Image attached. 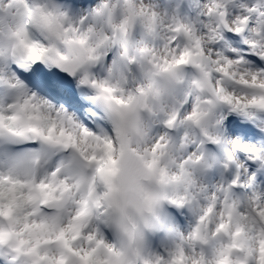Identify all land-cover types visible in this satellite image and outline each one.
I'll list each match as a JSON object with an SVG mask.
<instances>
[{
  "label": "snow or ice",
  "instance_id": "obj_1",
  "mask_svg": "<svg viewBox=\"0 0 264 264\" xmlns=\"http://www.w3.org/2000/svg\"><path fill=\"white\" fill-rule=\"evenodd\" d=\"M0 264H264V0H0Z\"/></svg>",
  "mask_w": 264,
  "mask_h": 264
}]
</instances>
